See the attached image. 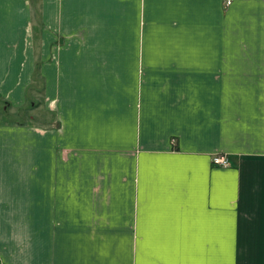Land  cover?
<instances>
[{"label":"crops","instance_id":"1","mask_svg":"<svg viewBox=\"0 0 264 264\" xmlns=\"http://www.w3.org/2000/svg\"><path fill=\"white\" fill-rule=\"evenodd\" d=\"M0 100V264H264V0H0Z\"/></svg>","mask_w":264,"mask_h":264},{"label":"rangeland","instance_id":"2","mask_svg":"<svg viewBox=\"0 0 264 264\" xmlns=\"http://www.w3.org/2000/svg\"><path fill=\"white\" fill-rule=\"evenodd\" d=\"M38 79V89L40 87V83H41V79H39V77H36ZM29 106V104H28ZM9 105H7V103L3 100H0V120H3V121H8V122H11V121H23V120H29V115L26 112H24L23 114L19 113V112H10L9 110ZM5 110V111H4Z\"/></svg>","mask_w":264,"mask_h":264},{"label":"built area","instance_id":"3","mask_svg":"<svg viewBox=\"0 0 264 264\" xmlns=\"http://www.w3.org/2000/svg\"><path fill=\"white\" fill-rule=\"evenodd\" d=\"M230 0H227V3ZM211 161L213 164L218 165V166H223L226 167L229 165L228 157L225 154H217L212 156Z\"/></svg>","mask_w":264,"mask_h":264}]
</instances>
